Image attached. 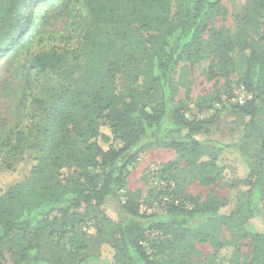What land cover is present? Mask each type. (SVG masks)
I'll use <instances>...</instances> for the list:
<instances>
[{"label": "trees", "instance_id": "16d2710c", "mask_svg": "<svg viewBox=\"0 0 264 264\" xmlns=\"http://www.w3.org/2000/svg\"><path fill=\"white\" fill-rule=\"evenodd\" d=\"M39 1L0 0V29L5 31H0V56L10 55L31 36ZM171 2L99 4L98 25L114 27L116 41L111 44L103 36L86 44L89 86L79 93L62 91L48 108L38 150L23 144L22 131L6 141L15 157L8 167L25 159L33 164L22 181L0 192V264H194L188 261L194 243L224 229H231L234 237L219 242L202 264H221L225 249L228 264H264V51L214 28L226 13L218 0H177L173 15ZM126 16L153 33L150 46L142 50L140 80L157 98L152 110L134 95L121 93L115 83L117 42L124 47L136 43L122 27ZM237 28L264 29V0L242 3ZM260 39L264 41V33ZM237 47L247 51L239 62L229 56ZM205 56L218 67L209 79L226 73L228 79L238 69L240 84L250 96L243 104L227 102V109L245 118L239 147L225 143L214 127L225 103L209 116L189 118L190 82H183L184 98L176 99L175 68L195 66ZM62 62L56 54L40 53L30 60L29 69L56 71ZM182 72L181 81L186 70ZM216 95L205 96L208 104L198 97L193 106L202 113L219 101ZM152 148L177 153L160 174L184 161L201 183H223L232 198L213 196L201 202L173 190L166 178L165 187L149 190L146 197L140 190H128L127 169ZM227 158L242 165V176H227ZM62 167L75 168L77 178L68 169L61 175ZM253 221L263 230H254ZM92 224L101 225L111 240L98 255L86 253ZM243 238L252 248L248 262L240 256Z\"/></svg>", "mask_w": 264, "mask_h": 264}, {"label": "rangeland", "instance_id": "374dc122", "mask_svg": "<svg viewBox=\"0 0 264 264\" xmlns=\"http://www.w3.org/2000/svg\"><path fill=\"white\" fill-rule=\"evenodd\" d=\"M106 0H51L46 3L40 0L35 3L34 14L37 17V25L31 36L20 44L14 51L4 57L0 56V192L7 191L12 184L24 179L32 161L25 159L17 164L8 167L9 163L14 162V155L9 154L6 141L14 136L17 131L23 132V144L38 150L42 142V128L45 122L48 108L56 101L60 93L66 89L79 93L84 91L90 84V68L87 57L86 44L92 38L99 37L115 43V28H105L98 25L95 13L98 5ZM225 14L214 22L213 26L217 30L227 35H238L249 44L255 45L257 49L264 51L263 36L264 29H250L240 31L237 28L240 19L242 3L245 0H218ZM177 0H172L170 14H174ZM128 14V13H127ZM130 36L135 40L131 47H124L122 42H117L114 53L116 54V73L115 83L121 93L134 95L139 101L146 104L148 109L156 107L157 98L150 88L140 80L144 77V65L142 50L149 47V33L142 25L126 16L125 23L122 25ZM1 32H5L0 29ZM107 34L105 35V33ZM207 35L203 36V42L207 40ZM3 40V39H2ZM40 53L56 54L63 58L58 70L35 71L29 69L30 60ZM240 48H235L230 53V58L239 62L243 59ZM180 64L173 72V80L176 83V99L184 98L183 82H190V98L187 104L190 107L188 117L204 118L213 114L216 108H220L224 103L225 107L214 120L216 128L222 134V140L241 146L242 126L245 118L239 116L232 109H227V102L231 100L243 103L247 100L242 92L238 69L231 73L229 78L220 76L219 79L208 77L218 70L212 64L210 58L205 56L202 61L195 66ZM184 66V67H183ZM26 70H28L26 72ZM186 70L184 79L181 81L182 71ZM29 75L30 83L26 82ZM227 93L230 94V98ZM210 94H217L213 105L207 106L201 113L193 106V102L199 97L208 104ZM157 95V94H156ZM212 97V96H211ZM228 98V99H227ZM204 103V102H201ZM242 103V104H243ZM205 104V103H204ZM223 107V106H222ZM221 138V137H220ZM253 145H249L251 150ZM177 153L169 148H152L142 153L137 162L127 169L126 181L127 189L130 191L140 190L141 195L146 197L151 189H159L166 186L164 178L170 181L173 190L191 195L199 201H205L210 197L231 199L232 193L223 183L204 185L194 177L181 161L176 167L165 174H160V170L169 162L175 161ZM227 176H242L243 167L240 164L231 162L227 158ZM71 173V177L77 178V170L72 167H62L61 175L64 172ZM167 199V198H165ZM169 200V199H168ZM232 204V201L230 202ZM230 204V207H231ZM145 204L141 207L145 210ZM227 210V208L225 209ZM82 211V210H81ZM95 223V222H94ZM253 229L261 231L263 226L256 221L252 222ZM100 230V232H98ZM105 230L101 225H91L88 229L91 239V247L96 250L97 255L102 248L110 243L102 233ZM234 237L231 229H224L216 232L205 242H195L192 249L193 253L188 254V261L194 264H202L204 258L212 254L219 242L230 241ZM155 240L153 235L151 240ZM240 256L243 262H248L252 258V248L248 238H243L239 243ZM150 252V251H149ZM229 250L221 251V264H228L227 257Z\"/></svg>", "mask_w": 264, "mask_h": 264}, {"label": "built area", "instance_id": "2783aa9c", "mask_svg": "<svg viewBox=\"0 0 264 264\" xmlns=\"http://www.w3.org/2000/svg\"><path fill=\"white\" fill-rule=\"evenodd\" d=\"M241 90H242V92L244 93V96H245V98H246V99H249V98H250V96H249V95H248V94H247V93L244 91L243 87H242V89H241ZM238 103H239V104H242V103H243V101H242V100H239V101H238Z\"/></svg>", "mask_w": 264, "mask_h": 264}, {"label": "crops", "instance_id": "0c3cea01", "mask_svg": "<svg viewBox=\"0 0 264 264\" xmlns=\"http://www.w3.org/2000/svg\"><path fill=\"white\" fill-rule=\"evenodd\" d=\"M86 253L97 254L96 250L94 251V249H92L91 246H90V248L87 249Z\"/></svg>", "mask_w": 264, "mask_h": 264}]
</instances>
